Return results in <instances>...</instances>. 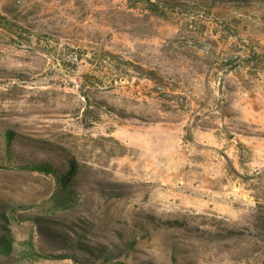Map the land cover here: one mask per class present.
Here are the masks:
<instances>
[{"label":"rangeland","instance_id":"obj_1","mask_svg":"<svg viewBox=\"0 0 264 264\" xmlns=\"http://www.w3.org/2000/svg\"><path fill=\"white\" fill-rule=\"evenodd\" d=\"M152 1L0 0V264H264V0Z\"/></svg>","mask_w":264,"mask_h":264},{"label":"trees","instance_id":"obj_2","mask_svg":"<svg viewBox=\"0 0 264 264\" xmlns=\"http://www.w3.org/2000/svg\"><path fill=\"white\" fill-rule=\"evenodd\" d=\"M147 1H148L147 2L148 5L150 7L149 9H151V11L156 13V11H157L156 9L159 7V4L152 1V0H147ZM15 138H16V134L14 132H11V131L8 132V135H7V147L8 148L7 149L9 151L12 148V144H13ZM26 169H28L32 172H39V173H44V174H48V175H55L56 177H59L64 188L68 187L67 180L70 178L71 172L70 171L69 172H66V171L61 172L52 163L42 162V161H38V162L34 161V162H31L28 165H26ZM51 234H53V233H51ZM53 235H55L54 238H57V239L59 238L64 245H68V246L71 245V243H69L67 240V235H62V234H53ZM81 236H82V234H81ZM81 245H83V243ZM6 248H7V245L4 244L3 249H6ZM84 250L89 251V252L91 251L90 247H87V246H84ZM27 256L29 259H37V257L41 258V259H49L50 258V256H44L41 254H37L34 250H30ZM106 261H110V260L107 258Z\"/></svg>","mask_w":264,"mask_h":264}]
</instances>
